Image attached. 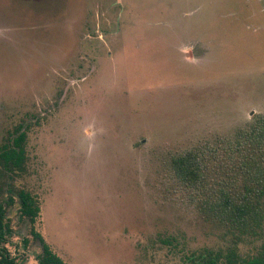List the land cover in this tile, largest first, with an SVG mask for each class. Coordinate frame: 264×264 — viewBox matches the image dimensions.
<instances>
[{
    "label": "rangeland",
    "instance_id": "374dc122",
    "mask_svg": "<svg viewBox=\"0 0 264 264\" xmlns=\"http://www.w3.org/2000/svg\"><path fill=\"white\" fill-rule=\"evenodd\" d=\"M264 115V0H0V203L17 264H189L237 240L199 210L173 157Z\"/></svg>",
    "mask_w": 264,
    "mask_h": 264
},
{
    "label": "trees",
    "instance_id": "16d2710c",
    "mask_svg": "<svg viewBox=\"0 0 264 264\" xmlns=\"http://www.w3.org/2000/svg\"><path fill=\"white\" fill-rule=\"evenodd\" d=\"M24 135L14 137L8 152L0 156L4 163L19 165L23 159ZM170 167L194 195L199 210L227 229L237 240L256 236L264 221V115L254 118L231 138L205 150L193 149L172 157ZM19 215L31 224V234L39 241L42 253L38 264H64L34 230L39 216L38 201L20 190ZM9 198L0 203V264H17L4 246L10 227L6 209L14 206ZM233 246L221 251L205 250L188 258L189 264H264V247L252 256L241 257Z\"/></svg>",
    "mask_w": 264,
    "mask_h": 264
},
{
    "label": "flooded vegetation",
    "instance_id": "af4514ba",
    "mask_svg": "<svg viewBox=\"0 0 264 264\" xmlns=\"http://www.w3.org/2000/svg\"><path fill=\"white\" fill-rule=\"evenodd\" d=\"M46 243V242H45ZM52 251V250H51ZM54 253V252H53ZM56 255V254H55Z\"/></svg>",
    "mask_w": 264,
    "mask_h": 264
}]
</instances>
